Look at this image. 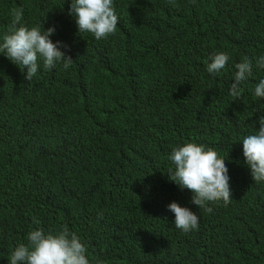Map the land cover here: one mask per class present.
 <instances>
[{"label":"trees","instance_id":"16d2710c","mask_svg":"<svg viewBox=\"0 0 264 264\" xmlns=\"http://www.w3.org/2000/svg\"><path fill=\"white\" fill-rule=\"evenodd\" d=\"M70 5L0 0V35L23 9L73 59L28 81L0 55V264L30 230L65 226L90 264H264V183L240 143L264 115V71L230 95L235 64L264 54V0H114L117 29L100 41L78 32ZM217 52L230 55L221 77L206 70ZM186 142L229 169L232 201L211 214L169 179ZM171 202L200 217L197 231L174 226Z\"/></svg>","mask_w":264,"mask_h":264},{"label":"clouds","instance_id":"9594fccd","mask_svg":"<svg viewBox=\"0 0 264 264\" xmlns=\"http://www.w3.org/2000/svg\"><path fill=\"white\" fill-rule=\"evenodd\" d=\"M68 13L75 19L79 33H89L97 41L113 35L119 22L114 0H71ZM55 31V26L44 30L40 26L26 25L23 9H13L11 27L0 35V55L26 69L25 79L28 81L37 76L41 65L49 70L62 65L68 70L73 63L65 51L69 45L60 40L54 42L51 37ZM229 60L227 52H217L210 58L206 70L221 77L229 70ZM259 71H264V54L245 57L235 64L230 95L239 99L245 83ZM253 95L264 100V78L258 80ZM258 123V130L255 128L240 143L251 179L261 184L264 183V115L259 117ZM168 160L173 166L168 172L169 179L180 189L191 192V203L198 209L203 208L211 214L209 205L231 203L229 169L225 159L220 158L215 150L197 142H186L174 147ZM167 208L174 214V226L183 234L199 229L200 217L190 208L177 202L169 203ZM25 240L26 243L17 244L11 251L8 264H90L86 245L66 226L48 232L36 227L27 233Z\"/></svg>","mask_w":264,"mask_h":264}]
</instances>
